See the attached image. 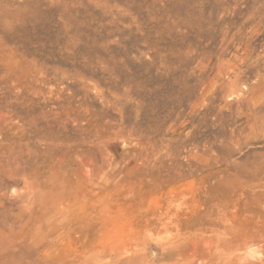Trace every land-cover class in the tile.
Instances as JSON below:
<instances>
[{
	"label": "rangeland",
	"instance_id": "obj_1",
	"mask_svg": "<svg viewBox=\"0 0 264 264\" xmlns=\"http://www.w3.org/2000/svg\"><path fill=\"white\" fill-rule=\"evenodd\" d=\"M0 264H264V0H0Z\"/></svg>",
	"mask_w": 264,
	"mask_h": 264
}]
</instances>
